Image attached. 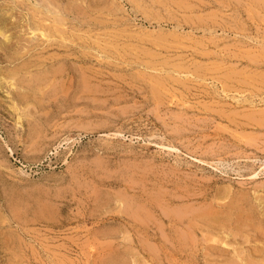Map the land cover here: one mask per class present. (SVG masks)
I'll return each mask as SVG.
<instances>
[{
  "label": "rangeland",
  "instance_id": "rangeland-1",
  "mask_svg": "<svg viewBox=\"0 0 264 264\" xmlns=\"http://www.w3.org/2000/svg\"><path fill=\"white\" fill-rule=\"evenodd\" d=\"M263 103L264 0H0V264H264Z\"/></svg>",
  "mask_w": 264,
  "mask_h": 264
},
{
  "label": "bare ground",
  "instance_id": "bare-ground-1",
  "mask_svg": "<svg viewBox=\"0 0 264 264\" xmlns=\"http://www.w3.org/2000/svg\"><path fill=\"white\" fill-rule=\"evenodd\" d=\"M76 1H77V0H76ZM54 2H56V1H54ZM9 4H10V3H9ZM100 4H101V3H100ZM58 5H59V4H58ZM71 7H72V6H71ZM11 8H12V7H11ZM15 8H16V7H15ZM65 8H67V6H66ZM71 9H72V8H71ZM89 9H90V7H89ZM91 9H92V8H91ZM184 9H185V8H184ZM14 10H15V9H14ZM65 10H66V9H65ZM78 11H79V10H78ZM86 11H87V10H86ZM10 13H11V12H9V14H10ZM46 13H47V12H46ZM72 14H73V13H72ZM39 15H41V14H39ZM97 16H98V15H97ZM89 17H90V16H89ZM33 18H34V17H33ZM39 18H40V17H39ZM56 18H57V17H56ZM86 18H87V17H86ZM97 18H98V17H97ZM44 19H45V18H44ZM48 20H49V19H48ZM41 21H42V19H41ZM54 21H56V20H54ZM95 21H96V20H95ZM44 22L46 23L45 20H44ZM85 22H86V21H85ZM88 22H89V21H88ZM187 22H188V21H187ZM2 23H3V22H2ZM189 24H190V23H189ZM51 25H52V24H51ZM51 25H50V26H51ZM56 25H57V24H56ZM56 25L54 24V26H56ZM62 25H63V23H62ZM35 26H37V29L39 28L37 24H36ZM48 26H49V25H48ZM57 26H58V25H57ZM45 27H46V26H45ZM51 27H52V26H51ZM59 27H60V26H59ZM59 27H58V28H59ZM61 27H62V26H61ZM61 27H60V28H61ZM46 28H47V27H46ZM55 28H56V27H55ZM62 28H63V27H62ZM104 28H105V27H104ZM159 29H160V27H159ZM38 30H39V31L41 30L40 32H41V36H42V37H45V38H47V39H52V38H53V41H54V37H55V36H54V35H51L52 33H48V32H49L48 29H47V30H46V29H38ZM38 30H37V31H38ZM93 30H94V29H93ZM162 30H163V29H162ZM39 31H38V33H40ZM47 31H48V32H47ZM56 31L59 32L58 29H57ZM158 31H159V30H158ZM33 32H34V31H33ZM53 32H54V31H53ZM103 32H104V31H103ZM154 32H155V31H154ZM173 32H174V31H173ZM59 33H61V32H59ZM152 33H153V32H152ZM162 33H163V32H162ZM1 34H2V33H1ZM32 34H33V33H32ZM62 34H64V33H62ZM77 34H78V33H77ZM115 34H116V33H115ZM154 34H155V33H154ZM36 35H37V33H36ZM39 35H40V34H39ZM6 36H8V35H6ZM10 36H11V35H10ZM37 36H38V35H37ZM62 36H64V35H62ZM62 36H61V39L64 40V38H63ZM64 37H65V36H64ZM69 37H71V36H69ZM90 37H91V36H90ZM90 37H88V38H90ZM106 37H107V35H106ZM126 37H127V36H126ZM71 38H72V37H71ZM86 38H87V37H86ZM98 38H99V37H98ZM108 38H109V37H108ZM115 38H116V37H115ZM131 38H132V37H131ZM133 38H134V37H133ZM135 38H137V37H135ZM135 38H134V39H135ZM43 39H44V38H43ZM7 40H10V39H9V38H6V42H8ZM78 40H79V39H78ZM123 40H124V39H123ZM160 40H161V39H160ZM56 41H57V39H56ZM56 41H54V42H56ZM92 41H93V40H92ZM143 41H144V40H143ZM61 42H62V41H61ZM63 42H65V40H64ZM109 42H110V41H109ZM45 43H46V42H45ZM48 43H50V42H48ZM57 43H58V42H57ZM65 43H66V42H65ZM87 43H88V42H87ZM144 43H145V42H144ZM66 44H67V43H66ZM159 44H160V43H159ZM64 45H65V44H64ZM112 45H113V44H112ZM67 46H68V45H67ZM90 46H91V45H90ZM92 46H93V45H92ZM68 47H69V46H68ZM70 47H71V46H70ZM142 47H143V46H142ZM61 49H62V48H61ZM138 49H139V48H138ZM23 50H24V49H23ZM32 50H33V49H32ZM42 51H43V50H42ZM101 51H102V50H101ZM130 51H132V50H130ZM43 52H44V51H43ZM108 52H109V51H108ZM156 52H157V51H156ZM156 52H154V53H156ZM3 53H4V52H3ZM149 53H150V52H149ZM154 53H153V54H154ZM82 54H83V53H82ZM107 54H108V53H107ZM126 54H127V53H126ZM108 55H109V54H108ZM122 55H123V54H122ZM201 55H202V54H201ZM252 55H253V54H252ZM165 56H166V55H165ZM19 57H20V56H19ZM21 57H22V56H21ZM37 57H39V56H37ZM42 57H43V56H42ZM106 57H107V56H106ZM148 57H149V55H148ZM207 57H208V56H207ZM262 57H263V56H262ZM262 57H261V58H262ZM108 58H109V56H108ZM108 58H107V59H108ZM138 58H139V57H138ZM155 58H156V57H155ZM251 58H253V57H251ZM34 59H35V58H34ZM44 59H45V58H44ZM44 59H43V60H44ZM135 59H136V58H135ZM177 59H178V58H177ZM253 59H254V58H253ZM46 60H47V59H46ZM13 61H14V60H13ZM13 61H11V62H13ZM44 61H45V60H44ZM136 61H138V59H136ZM150 61H151V60H150ZM248 61H249V60H248ZM256 61H257V60H256ZM19 62H20V61H19ZM47 62H48V61H47ZM144 62H145V61H144ZM148 62H149V61H148ZM178 62H179V61H178ZM197 62H198V61H197ZM257 62H258V61H257ZM136 63H137V62H136ZM180 63H181V62H180ZM183 63H184V61H183ZM250 63H251V62H250ZM252 63H253V62H252ZM252 63H251V64H252ZM14 64H15V63H14ZM17 64H19V63H17ZM24 64H27V63H24ZM172 64H173V63H172ZM175 64H176V63H175ZM193 64H194V62H193ZM197 64H198V63H197ZM254 64H255V63H254ZM157 65H158V64H157ZM198 65H199V64H198ZM216 65H217V64H216ZM255 65H256V64H255ZM22 66H23V65H22ZM22 66H20V68H18V69H20L19 72L22 71V70H21ZM152 66H153V65H152ZM152 66H151V67H152ZM206 66H207V64H206ZM250 66H251V65H250ZM26 67H27V66H25V68H26ZM62 67H63V66H62ZM148 67H150V65H148ZM153 67H154V66H153ZM155 67H156V66H155ZM166 67H167V66H166ZM168 67H171V65H169ZM199 67H200V66H199ZM247 67H248V66H247ZM25 68H24V69H25ZM138 68H139V67H138ZM175 68H178V67L175 66ZM190 68H191V67H190ZM249 68H250V67H249ZM26 69H27V68H26ZM159 69H160V68H159ZM161 69H162V68H161ZM185 69H187V68H185ZM188 69H189V68H188ZM229 69H230V68H229ZM61 70H62V69H61ZM154 70H155V69H154ZM176 70H177V69H176ZM196 70H197V69H196ZM214 70H215V69H214ZM244 70H245V69H244ZM1 71H2V70H1ZM14 71H15V70H14ZM17 71H18V70H17ZM167 71H169V70H167ZM170 71L172 72V70H170ZM170 71H169V72H170ZM181 71H182V70H181ZM229 71H230V70H229ZM247 71H248V70H247ZM3 72H4V71H3ZM5 72H6V71H5ZM19 72H16V73L18 74ZM25 72L27 73L26 70H25ZM46 72H48V71L46 70ZM173 72H174V71H173ZM175 72L177 73V71H175ZM197 72H198V71H197ZM210 72H211V71H210ZM213 72H214V71H213ZM216 72H217V71H216ZM233 72H234V71H233ZM16 73H15V74H16ZM161 73H162V72H161ZM179 73H180V72H179ZM182 73H183V72H182ZM13 74H14V73H13ZM13 74H12V75H13ZM15 74H14L13 76H15ZM27 74H28V73H27ZM27 74H26V75H27ZM47 74H49V73H47ZM144 74H145V73H144ZM146 74H147V73H146ZM214 74H215V73H214ZM231 74H233V73H231ZM19 75H20V73H19ZM28 75H29V74H28ZM42 75H44V74H42ZM188 75H189V74H188ZM234 75H235V74H234ZM13 76L11 77V79L14 78ZM20 76H21V75H20ZM24 76H25V74H24ZM46 76H47V75H46ZM46 76H45V77H46ZM156 76H157V75H156ZM169 76H170V75H169ZM179 76H180V75H178V77H179ZM181 76H182V75H181ZM181 76H180V77H181ZM189 76H190V79H191V77H193V76H191V75H189ZM195 76H196V75H195ZM199 76H200V75H199ZM201 76H203V75H201ZM54 77H55V76H54ZM91 77H92V76H91ZM6 78H7V77H6ZM15 78H16V77H15ZM25 78H26V77H25ZM37 78H38V77H37ZM144 78H145V77H144ZM168 78H169V77H168ZM170 78H171V77H170ZM222 78H223V77H222ZM231 78H232V76H231ZM231 78H230V79H231ZM17 79H18V78H17ZM29 79H30V77H29ZM87 79H88V78H87ZM158 79H159V78H158ZM172 79H176V78H171L170 81H171ZM177 79H178V78H177ZM182 79H183V78H182ZM187 79H189V78H187ZM187 79H186V80H187ZM190 79H189V80H190ZM192 79H193V78H192ZM9 80H10V79H9ZM19 80H20V79H19ZM23 80H24V79H23ZM23 80H22V81H23ZM45 80H47V78H46ZM48 80H49V79H48ZM200 80H201V79H200ZM203 80H204V79H203ZM218 80H219V79H218ZM5 81H6V80H5ZM5 81H4V82H5ZM22 81H20V82H22ZM62 81H63V80H62ZM164 81H165V80H164ZM172 81H173V80H172ZM179 81H182V80H179ZM190 81H191V80H190ZM204 81H205V80H204ZM219 81H220V80H219ZM239 81H240V80H239ZM14 82H15V81H14ZM50 82H51V80H50ZM52 82H53V80H52ZM59 82H60V81H59ZM162 82H163V81H162ZM173 82L176 83V80L173 81ZM217 82H218V81H217ZM221 82H222V81H221ZM232 82H233V81H232ZM9 83H10V82H9ZM11 83H12V82H11ZM23 83H24V82H23ZM23 83H20V84H23ZM26 83L28 84V83H30V81H28V82L26 81ZM26 83H25V84H26ZM60 83H61V82H60ZM163 83H164V82H163ZM182 83H184V82H182ZM219 83H220V82H219ZM4 84H6V83H4ZM4 84H3V85H4ZM7 84H8V82H7ZM16 84H18V83H16ZM58 84H59V83H58ZM12 85H14V84H12ZM31 85H33V83H32ZM31 85H29L30 88H31ZM34 85H35V84H34ZM34 85H33V86H34ZM36 85H37L36 87L38 88V87H39V86H38V83H37ZM39 85H40V84H39ZM61 85H62V84H61ZM61 85H60V86H61ZM4 86H5V85H4ZM14 86H15V85H14ZM27 86H28V85H27ZM27 86H26V87H27ZM49 86H50V84H49ZM52 86H53V85H52ZM12 87H13V86H12ZM21 87H23V86H21ZM24 87H25V86H24ZM42 87L44 88L45 86H42ZM159 87H160V86H159ZM164 87H165V86H164ZM28 88H29V87H28ZM28 88H27V89H28ZM33 88H34V87H33ZM87 88H88V86H87ZM223 88L226 89L225 87H223ZM15 89H16V86H15ZM35 89H36V88H35ZM168 89H169V88H168ZM48 90H49V89H48ZM60 90H61V89H60ZM86 90H89V89H86ZM86 90H83V91L85 92ZM169 90H170V89H169ZM34 91H35V90H34ZM37 91H38V90H37ZM40 91H42V90H39V92H40ZM90 91H92V90H90ZM90 91H89V92H90ZM93 91H94V90H93ZM170 91H171V90H170ZM58 92H59V91H58ZM84 92H83V93H84ZM94 92H96V90H95ZM159 92H160V90H159ZM259 92H260V91H259ZM41 93H42V92H41ZM46 93H47V92H46ZM106 93H107V92H106ZM243 93H244V92H243ZM52 94H53V93H52ZM87 94H88V91H87ZM90 94H91V93H90ZM152 94H153V93H152ZM167 94H169V93H167ZM18 95H19V94H18ZM39 95H40V94H39ZM94 95H95V93H94ZM165 95H166V94H165ZM42 96L45 97V95H42ZM42 96H41V98H43ZM167 96H168V95H167ZM224 96H225V95H224ZM235 96H236V95H235ZM247 96H249V95H247ZM58 97H60V96H58ZM160 97H161V96H160ZM238 97H239V96H238ZM245 97H246V96H245ZM253 97H254V96H253ZM256 97H257V96H256ZM48 98H49V96H48ZM61 98L63 99V97H61ZM72 98H73V97H72ZM107 98H108V97H107ZM233 98H234V97H233ZM243 98H244V97H243ZM251 98H252V97H251ZM251 98H250V99H251ZM154 99H155V96H154ZM245 99H246V98H245ZM247 99H248V98H247ZM250 99H249V100H250ZM262 99H263V98H262ZM56 100H57V99H56ZM93 100H94V99H93ZM95 100H96V99H95ZM101 100H102V99H101ZM243 100H244V99H242L241 102H242ZM14 101H15V100H14ZM42 101H44V100H42ZM48 101H49V100H48ZM98 101H99V100H98ZM239 101H240V98H239ZM258 101H259V100H258ZM31 102H32V101H31ZM58 102H59V101H58ZM158 102H159V101H158ZM246 102H248V100H246ZM246 102H243V104H244V103L246 104ZM253 102H254V101H253ZM15 103H16V102H15ZM22 103H23V102H22ZM22 103H21V104H22ZM25 103H26V102H25ZM55 103H56V102H55ZM239 103H240V102H239ZM260 103H261V101H260ZM16 104H17V103H16ZM53 104H54V103H53ZM86 104H87V103H86ZM88 104H89V103H88ZM241 104H242V103H241ZM263 104H264V103H263ZM13 105H14V103H13ZM37 105H38V104H37ZM156 105H157V104H156ZM183 105H184V104H183ZM235 105H236V102H235ZM237 105H238V104H237ZM237 105H236V106H237ZM252 105H253V104H252ZM258 105H259V103H258ZM31 106H32V105H31ZM33 106H34V105H33ZM33 106H32V107H33ZM240 106H241V105H240ZM256 106H257V105L255 104V107H256ZM21 107H22V106H21ZM237 107H238V106H237ZM13 108H14V107H13ZM222 108H223V107H222ZM18 109H19V108L17 107V110H18ZM39 109H40V108H39ZM39 109H38V110H39ZM237 109H238V108H237ZM258 109H259V108H258ZM24 110H25V109H24ZM26 110H27V109H26ZM248 110H249V109H248ZM252 110H253V109H252ZM252 110H251V111H252ZM22 111H23V109H22ZM255 111H256V110H255ZM16 112H17V111H15V113H16ZM225 112H226V111H225ZM244 112H245V111H244ZM242 113H243V112H242ZM236 114H237V113H236ZM20 115H21V114H20ZM244 116H245V115H244ZM254 116H255V115H254ZM17 117H18V114H17ZM239 117H240V116H239ZM262 117H263V116H262ZM18 118H19V117H18ZM241 118H242V117H241ZM263 118H264V117H263ZM19 119H20V118H19ZM248 119H249V118H248ZM252 119H253V117H252ZM255 119H256V118H255ZM26 120H27V119H26ZM257 120H258V119H257ZM257 120H256V121H257ZM261 120H262V119H261ZM261 120H260V121H261ZM253 122H254V121H253ZM255 123H256V122H255ZM19 125H20V124H19ZM262 127H263V126H262ZM246 130H247V129H246ZM230 191H231V190H230ZM225 192H226V191H225ZM230 194H232V193H230ZM240 195H241V194H240ZM218 196H219V194H218ZM230 196H231V195H230ZM230 196L228 195L229 198H230ZM234 196H235V195H234ZM220 197H221V196H220ZM228 197H227V198H228ZM37 198H38V197H37ZM152 198H153V197H152ZM224 198H225V197H224ZM229 198H228V199H229ZM238 198H239V197H238ZM234 199H235V198H234ZM242 199H243V198H242ZM227 201H228V200H227ZM233 201H234V200H233ZM247 201H248V200H247ZM166 202H168V201H166ZM221 202H222V201H221ZM237 202H238V201H237ZM208 203H209V202H208ZM211 203H212V202H211ZM224 203H225V202H224ZM148 204H149V203H148ZM155 204H156V202H155ZM170 204H171V203H170ZM206 204H207V203H206ZM240 204H241V201H240ZM242 204H243V203H242ZM242 204H241V205H242ZM43 205H45V204H43ZM149 205H150V204H149ZM216 205H217V204H216ZM216 205H215V206H216ZM237 205H238V203H237ZM47 206H48V205H47ZM134 206H135V205H134ZM186 206H187V205H186ZM191 206H192V205H191ZM207 206H208V205H207ZM244 206H245V205H244ZM246 206H247V205H246ZM253 206H254V205H253ZM255 206H256V205H255ZM15 207H16V206H15ZM139 207H140V206H139ZM151 207H152V206H151ZM200 207H201V206H200ZM205 207H206V206H205ZM223 207H224V206H223ZM206 208H207V207H206ZM218 208H219V207H218ZM218 208H217V209H218ZM220 208H221V207H220ZM242 208H243V206H242ZM251 208H252V207H251ZM128 209H129V208H128ZM135 209H136V208H135ZM201 209H202V208H201ZM237 209L239 210V207H238ZM249 209H250V208H249ZM16 210H17V209H16ZM145 210H146V209H145ZM152 210H153V209H152ZM167 210H168V209H167ZM180 210H181V209H180ZM189 210H191V209H189ZM221 210H222V209H221ZM231 210H232V209H231ZM136 211H137V210H136ZM181 211H182V210H181ZM184 211H185V210H184ZM233 211H235V209H234ZM256 211H257V210H256ZM124 212H125V211H124ZM198 212H199V211H198ZM203 212H204V210H203ZM205 212H206V211H205ZM219 212H220V211H219ZM229 212H230V211H229ZM240 212H241V209H240L239 213H240ZM254 212H255V211H254ZM126 213H128V212H126ZM131 213H133V212H131ZM221 213H222V211H221ZM242 213H244V212L242 211ZM137 214H138V213H137ZM232 214H233V213H232ZM19 215H20V213H19ZM34 215H35V214H34ZM166 215H167V214H166ZM177 215H178V214H177ZM182 215H183V214H182ZM218 215H219V214H218ZM35 216H36V215H35ZM138 216H139V215H138ZM143 216H144V215H143ZM203 216H204V213H203ZM223 216L225 217V213H224ZM240 216L242 217V214H241ZM240 216H239V220L241 219ZM243 216H244V215H243ZM261 216H262V215H261ZM130 217H131V216H130ZM197 217H198V216H197ZM209 217H210V216H209ZM220 217H221V216H220ZM224 217H223V218H224ZM228 217H229V216H228ZM233 217L235 218V216H233ZM251 217H252V216H251ZM44 218H45V217H44ZM145 218H146V217H145ZM170 218H171V216L169 217V219H170ZM216 218H218V217H216ZM248 218H249V217H248ZM135 219H136V217H135ZM207 219H208V217H207ZM207 219H206V220H207ZM225 219H226V218H225ZM227 219H228V218H227ZM159 220H160V219H159ZM198 220H200V219H198ZM202 220H203V218H202ZM216 220H217V219H216ZM239 220H238V222H239ZM140 221H141V220H140ZM178 221H179V220H178ZM183 221H184V220H183ZM221 221H222V220H221ZM224 221H225V220H224ZM226 221H227V220H226ZM226 221H225V222H226ZM250 221H251V220H250ZM34 222H35V221H34ZM180 222H181V221H180ZM188 222H189V221H188ZM231 222H232V221H231ZM136 223H137V222H136ZM215 223H216V222H215ZM226 223H227V222H226ZM234 223H235V222H234ZM254 223H255V222H254ZM254 223H253V224H254ZM256 223H257V219H256ZM134 224H135V223H134ZM139 224H140V222H139ZM173 224H174V223H173ZM173 224H172V225H173ZM203 224H204V223H203ZM203 224H202V225H203ZM209 224H210V223H209ZM248 224H249V223H247V225H248ZM141 225H142V224H141ZM148 225H149V224H147V226H148ZM219 225H221V223H220ZM226 225H227V224H226ZM231 225H232V224H231ZM233 225H234V224H233ZM240 225H241V224H240ZM243 225H244V224H243ZM216 226H217V225H216ZM205 227H206V226H205ZM223 227H225V226L223 225ZM223 227H222V228H223ZM192 228H193V227H192ZM226 228H227V226H226ZM233 228H234V227H233ZM259 228H260V227H259ZM263 228H264V227H263ZM186 229H187V228H186ZM208 229H209V228H208ZM183 230H184V229H183ZM183 230H182V231H183ZM192 230H193V229H192ZM239 230H240V229H239ZM202 231H203V230H202ZM210 231H212V230H210ZM222 231H223V230H222ZM235 231H236V233H237V230H235ZM184 232H185V231H184ZM193 232H194V230H193ZM191 233H192V232H191ZM263 233H264V232H263ZM185 234H186V233H185ZM251 234H252V233H251ZM219 235H220V234H219ZM222 235H223V234H222ZM188 236H189V235H188ZM250 236H251V235H250ZM254 236H255V235H254ZM183 237H184V236H183ZM192 237H193V236H192ZM12 238H13V237H12ZM18 238H19V237H18ZM212 238H213V237H212ZM254 239H255V238H254ZM188 240H189V239H188ZM216 240H217V239H216ZM11 241H12V240H11ZM211 241H212V240H211ZM218 241H219V240H218ZM184 242H185V241H184ZM215 242L217 243V241H215ZM218 243H219V242H218ZM256 243H258V242H256ZM222 244H223V243H222ZM230 244H231V243H230ZM247 245H248V244H247ZM250 246H251V244H250ZM214 248H215V247H214ZM234 248H235V247H234ZM253 248H254V247H253ZM13 249H14V248H13ZM152 249H153V248H152ZM222 249H223V248H222ZM225 250H226V249H225ZM228 250H229V249H228ZM228 250H227V253H228ZM214 251H216V249H215ZM239 251H240V250H239ZM245 251H246V250H245ZM248 251H250V250H248ZM255 251H256V250H255ZM152 252H153V251H152ZM256 252H257V251H256ZM214 253H216V252H214ZM221 253H222V252H221ZM211 254H212V253H211ZM244 254H245V253H244ZM262 254H263V253H262ZM237 255H238V254H237ZM245 255H246V254H245ZM258 255H260V253H259ZM238 257H239V255H238ZM240 257L244 258L243 255H240ZM240 257H239V259H236V260H237V261L240 260ZM221 258H222V257H221ZM252 258H253V257H252ZM216 259H217V258H216ZM233 259H235V258H233ZM233 259H232V260H233ZM220 260H221V259H220ZM243 260H244V259H243ZM247 260H248V259H247ZM247 260H246V261H247ZM252 260H253V259H252ZM233 261H234V260H233ZM249 261H250V259H249ZM215 262H216V261H215ZM221 262H222V261H221ZM229 262H230V261H229ZM238 262H239V261H238ZM242 262H243V261H242ZM242 262H241V263H242ZM227 263H228V262H226V264H227ZM236 263H237V262H236ZM239 263H240V262H239ZM243 263H244V262H243ZM243 263H242V264H243ZM255 263H257V262H255ZM255 263H252V264H255ZM228 264H232V263L230 262V263H228ZM249 264H251V263H249ZM260 264H262V263L260 262Z\"/></svg>",
  "mask_w": 264,
  "mask_h": 264
}]
</instances>
